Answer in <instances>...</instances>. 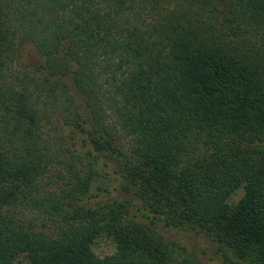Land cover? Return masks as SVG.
<instances>
[{
  "label": "trees",
  "instance_id": "16d2710c",
  "mask_svg": "<svg viewBox=\"0 0 264 264\" xmlns=\"http://www.w3.org/2000/svg\"><path fill=\"white\" fill-rule=\"evenodd\" d=\"M20 257L264 264V0H0V264Z\"/></svg>",
  "mask_w": 264,
  "mask_h": 264
},
{
  "label": "rangeland",
  "instance_id": "374dc122",
  "mask_svg": "<svg viewBox=\"0 0 264 264\" xmlns=\"http://www.w3.org/2000/svg\"><path fill=\"white\" fill-rule=\"evenodd\" d=\"M23 51V48L21 49V52ZM19 54L18 63L19 61H30L28 58V50L25 53ZM18 67V64H17ZM243 195V190L239 189L237 192H235L229 199L230 204H235ZM130 218L138 221H142L144 223H149L150 220L152 219V215H150L148 212L144 211H138L136 209H130V213H128ZM154 229L156 232H158L160 235L164 237L167 241L170 242H182L183 244H188L190 247H193L195 244L194 240H189L188 234L181 232L179 230H174L172 228H168L164 226V224L161 221H156L155 222ZM92 250L96 257L98 259H103L105 256L112 254L115 251V243L112 239L110 238H99L95 241V243L92 246ZM14 264H28L27 261L23 257H20L19 259L16 260ZM207 264H217V262L214 261H208Z\"/></svg>",
  "mask_w": 264,
  "mask_h": 264
}]
</instances>
